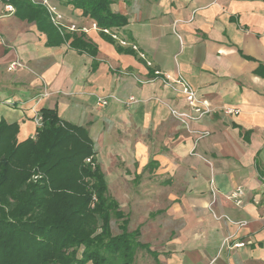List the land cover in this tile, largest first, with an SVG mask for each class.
<instances>
[{"label":"crops","instance_id":"crops-1","mask_svg":"<svg viewBox=\"0 0 264 264\" xmlns=\"http://www.w3.org/2000/svg\"><path fill=\"white\" fill-rule=\"evenodd\" d=\"M51 2L64 31L83 33L97 54L49 45L16 13L1 17L0 120L17 123L23 141L41 109L56 108L88 129L109 194L111 183L124 197L123 184L143 187L132 198L146 211L126 213L144 244L134 264H264V0H112L128 18L110 27L124 45L82 9ZM16 60L23 66L8 70ZM168 76L186 78L210 111L175 116L192 111ZM108 95L121 101L97 104ZM237 187L240 206L225 196Z\"/></svg>","mask_w":264,"mask_h":264},{"label":"trees","instance_id":"trees-1","mask_svg":"<svg viewBox=\"0 0 264 264\" xmlns=\"http://www.w3.org/2000/svg\"><path fill=\"white\" fill-rule=\"evenodd\" d=\"M57 1L82 9L112 42L102 28L128 22L112 10V0ZM0 2L34 21L49 45L70 41L80 53L97 54L83 33L61 32L44 5ZM40 114L35 136L23 141L17 123L0 120V264H134L144 246L140 230L129 231L127 214L109 194L88 129L64 121L56 108L44 107ZM112 218L120 220L119 233L112 232Z\"/></svg>","mask_w":264,"mask_h":264},{"label":"built area","instance_id":"built-area-1","mask_svg":"<svg viewBox=\"0 0 264 264\" xmlns=\"http://www.w3.org/2000/svg\"><path fill=\"white\" fill-rule=\"evenodd\" d=\"M35 3H40L44 5L49 14L51 21L53 24L61 31L64 32V29H66V26L63 22V15L57 10V7L51 2V0H32ZM15 6L11 3H3V6L0 10V18L6 15L14 14L15 13ZM95 28H98L96 23L93 24ZM75 26H70L69 29L73 30ZM100 30V28H98ZM102 31L104 33L110 34L114 39H118V41L124 45L126 44L125 40H120L119 38V30L117 28H102ZM136 48V46H133ZM143 56V55H142ZM148 64H151V62L148 61ZM23 63L21 61H14L9 64L8 70H16L19 67H22ZM156 74H161L160 71H156ZM169 78V76H168ZM167 85L174 91L180 94H183L186 97V100L188 102V105L190 106V109L192 113H181L173 110V114L177 116L182 121H186L187 118L195 119L200 117L201 115L207 113L210 111L209 105L206 103L205 100L199 98L197 96L195 88L191 85V83L184 78L183 76H179L174 79H168L166 80ZM118 100L121 101V99L118 96L115 95H108L107 97H99L97 100V104L100 106H105L109 103L110 100ZM136 99L134 96H130L127 100L124 102L127 104H130L131 102H134ZM226 112H232L231 109L226 110ZM37 127H39L42 124V116L41 114L37 115ZM86 162H92L91 157H88L86 159ZM244 189L242 187H237L230 193H227L225 196L227 199L232 200L236 205L240 206L243 203V196H244ZM214 202V201H213ZM228 240V239H226ZM245 243L243 242H236L231 247H242Z\"/></svg>","mask_w":264,"mask_h":264},{"label":"rangeland","instance_id":"rangeland-1","mask_svg":"<svg viewBox=\"0 0 264 264\" xmlns=\"http://www.w3.org/2000/svg\"><path fill=\"white\" fill-rule=\"evenodd\" d=\"M136 184H128V185H122V191L123 193L125 192V195H128L127 197H124V195L118 193V188H117V185L115 183H111L110 184V194H113V195H118L120 198H118V202L119 204L121 205V209L127 213V212H130V211H146L144 206H145V202L146 200H142V201H139L137 200L136 198H132V196H134L136 192H140L141 194H143V192H141V190L143 189V187H139L137 189V187L135 186ZM126 187L129 188L130 192L128 190H126ZM144 187H146V184L144 185ZM116 192L118 194H116ZM112 195V196H113ZM141 202V203H139ZM138 205H141V207H139ZM137 206L139 207V209L137 208ZM119 223H120V220H116V218H112L111 219V227H112V232L113 234H116V233H119Z\"/></svg>","mask_w":264,"mask_h":264}]
</instances>
